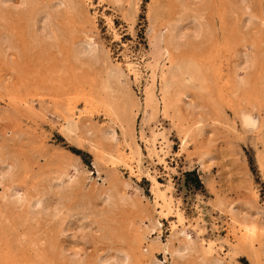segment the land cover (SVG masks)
I'll return each instance as SVG.
<instances>
[{"label":"rangeland","instance_id":"obj_1","mask_svg":"<svg viewBox=\"0 0 264 264\" xmlns=\"http://www.w3.org/2000/svg\"><path fill=\"white\" fill-rule=\"evenodd\" d=\"M157 263L264 264V0H0V264Z\"/></svg>","mask_w":264,"mask_h":264},{"label":"bare ground","instance_id":"obj_2","mask_svg":"<svg viewBox=\"0 0 264 264\" xmlns=\"http://www.w3.org/2000/svg\"><path fill=\"white\" fill-rule=\"evenodd\" d=\"M6 1V0H5ZM2 5V4H1ZM44 20H46V19H44ZM175 26H176V24H175ZM48 29V28H47ZM51 31V30H50ZM53 32V31H52ZM201 26H199V27H197V28H195L194 30H193V34L195 35V36H198L199 37V35L201 34ZM187 33H188V29H187V26L184 24V23H180L179 22V24L172 30V31H170L169 32V35H168V39H167V41H168V43H169V45L170 46H172L173 48H177L179 45H180V42H181V40L182 39H184L185 37H186V35H187ZM53 34V33H52ZM189 60V59H188ZM182 61V60H181ZM184 61V60H183ZM180 63V62H179ZM182 63V62H181ZM181 65V64H180ZM184 65V64H183ZM177 67H178V65H177ZM193 67V66H192ZM183 68V67H182ZM196 68V67H195ZM180 69V68H179ZM193 70V69H192ZM197 70V69H196ZM131 71V70H130ZM183 71V70H182ZM200 71V70H199ZM198 71V72H199ZM189 72V71H188ZM194 72V71H193ZM197 72V71H196ZM196 72H194V73H196ZM172 74H174V73H172ZM192 75V74H191ZM190 75V76H191ZM172 76V75H171ZM196 76V75H195ZM181 77H182V75H181ZM191 77H193L194 78V76H191ZM175 78V77H174ZM174 78H171V79H174ZM179 79H180V77H179ZM184 79V78H183ZM175 80V79H174ZM193 80V79H192ZM196 80V79H195ZM177 81H178V77H177ZM176 82V81H175ZM169 87V86H168ZM171 87V86H170ZM190 88V87H189ZM169 89V88H168ZM246 123L248 124V125H250V124H253L254 123V121H253V119L252 118H250V117H247V120H246ZM112 134V133H111ZM2 176V175H1ZM110 198V196L109 195H107V198ZM35 204V203H34ZM39 205L41 204V201H40V203H38ZM36 207V206H35ZM49 208V207H48ZM55 211V210H54ZM58 214V213H57ZM244 216V215H243ZM239 218V217H238ZM239 221V220H238ZM241 221H243V219L241 220ZM245 221V223H246V220H244ZM237 222V221H236ZM243 223V222H242ZM248 224H249V222H248ZM251 224V225H250ZM249 225H247V226H245V229H244V233H245V236L246 237H249V238H254L253 236H254V234H255V232H256V226L255 225H253L252 224V222L250 223ZM242 226V225H241ZM153 230V229H152ZM178 233V232H177ZM185 235H186V233H185ZM182 236V235H181ZM188 245V244H187ZM251 249V248H250ZM188 250V247H185V248H178L177 249V253L180 255V256H183L184 254H185V252ZM189 251V250H188ZM122 263H126L127 261L125 260V261H121ZM221 262V261H220ZM158 264V263H157Z\"/></svg>","mask_w":264,"mask_h":264}]
</instances>
